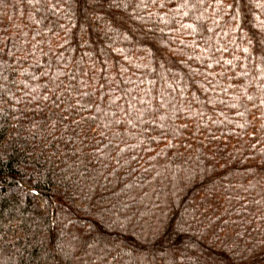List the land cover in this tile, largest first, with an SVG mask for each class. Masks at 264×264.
I'll use <instances>...</instances> for the list:
<instances>
[{"label":"trees","instance_id":"trees-1","mask_svg":"<svg viewBox=\"0 0 264 264\" xmlns=\"http://www.w3.org/2000/svg\"><path fill=\"white\" fill-rule=\"evenodd\" d=\"M0 264H264V0H0Z\"/></svg>","mask_w":264,"mask_h":264}]
</instances>
